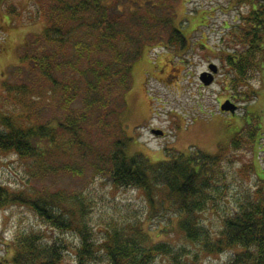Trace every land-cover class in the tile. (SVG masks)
<instances>
[{
    "label": "trees",
    "instance_id": "1",
    "mask_svg": "<svg viewBox=\"0 0 264 264\" xmlns=\"http://www.w3.org/2000/svg\"><path fill=\"white\" fill-rule=\"evenodd\" d=\"M245 1L250 11L242 18L238 35L244 48L224 57L233 73L231 81L239 80V84L255 71L264 72V0ZM48 2L43 29L34 34L32 49L21 53L12 71L17 73L24 67L29 69L27 73L42 78L60 116L54 122L41 120L30 111L32 104L25 105L27 113L23 110L18 115L0 111V150L15 153L40 172L53 166L50 157L59 151L75 153L84 161L91 158L98 169H106L112 187L141 189L151 204L154 191L163 189L175 207L178 228L200 249L193 252L192 259H186L189 252L184 245L152 239L144 218L118 224L110 217L97 229L87 217L89 202L83 192L72 196L55 191L43 194L0 183V207L26 204L44 224L61 234H72L76 241L69 242L65 237L44 241L40 230H26L12 244V262L62 264L70 255L75 264H164L165 258L170 264H194L201 250L214 253L231 249L225 264H264V188L259 178L254 189L243 183L227 210L226 171L223 165L218 166L222 154L177 152L171 158L152 162L141 152L126 151L131 138L126 137L119 117L131 86L132 65L158 46L185 48L188 37L184 26L176 25L172 16L157 14L154 7L158 4L152 0ZM122 4L128 5L126 13ZM3 87L8 93L29 91L23 84L6 80ZM239 93L247 99L256 94L249 88ZM76 101L82 103L78 109L72 106ZM219 110L233 114L221 107ZM259 125H248L253 144L258 141ZM118 130L121 135L114 134ZM61 136H67L68 141L61 142ZM101 136L111 138L105 140L107 145L99 141ZM238 140L232 141L234 148ZM65 169L82 172L70 164ZM243 169L248 174L252 165ZM222 202L224 206L220 207ZM218 207L224 209L214 234L201 215Z\"/></svg>",
    "mask_w": 264,
    "mask_h": 264
},
{
    "label": "rangeland",
    "instance_id": "2",
    "mask_svg": "<svg viewBox=\"0 0 264 264\" xmlns=\"http://www.w3.org/2000/svg\"><path fill=\"white\" fill-rule=\"evenodd\" d=\"M152 1L158 4L154 7L157 14L172 16L176 25L184 26L188 44L180 50L158 46L132 65L131 86L119 117L126 137L131 138L126 151L130 154L141 152L152 162L171 158L177 152L201 150L222 154L218 166L223 165L226 171V201L227 210H230L243 183L254 189L259 178L264 188V72L255 71L239 84V80L231 81L233 73L224 58L228 53H237L244 48L238 35L250 5L245 0ZM48 3V0H0V111L18 115L23 110L27 113L25 105L32 104L34 107L30 111L37 117L54 122L60 111L49 99L52 93L45 87L44 80L33 72L27 73L29 69L24 67L17 73L12 71L19 63L21 53L26 48L32 49L34 34L43 29V13ZM127 6H121L124 13L126 8L129 9ZM210 61L219 69L213 82L203 85L199 73L207 69ZM4 80L23 84L29 91L8 93L3 87ZM246 88L256 94L248 99L241 98L239 91ZM225 96H234L239 105L233 114L219 110ZM81 104L76 101L72 106L78 109ZM257 122L261 129L256 133L258 141L253 144L248 125L253 127ZM153 128L162 130L163 134H153ZM121 132L118 130L114 134L121 135ZM66 138L61 136V142L68 141ZM110 139L99 137L104 145ZM234 139H240L237 148L232 145ZM50 158L53 166L40 172L15 153L0 150V183L11 189L29 188L43 194L55 191L72 196L83 192L89 202L87 217L97 229L110 217L118 224L144 218L152 239L165 240L177 247L184 245L189 252L186 259H192L193 252L199 251L200 245L188 242L178 228L175 207L165 196V190L157 188L151 204L141 189L112 187L106 169H98L91 158L84 161L75 153L64 154L62 151ZM69 164L80 167L82 172L75 174L65 169ZM249 164L252 171L246 174L243 168ZM223 209H210L201 215L202 222L214 234L219 229ZM30 229L40 230L44 241L65 237L69 242H76L72 234H61L40 221L26 204L1 206L0 264H14L12 244L19 233ZM231 251L223 249L208 253L201 250L194 264H225ZM169 261L165 258L163 263L170 264ZM62 264H75L74 256L68 255ZM86 264H102V261Z\"/></svg>",
    "mask_w": 264,
    "mask_h": 264
},
{
    "label": "water",
    "instance_id": "3",
    "mask_svg": "<svg viewBox=\"0 0 264 264\" xmlns=\"http://www.w3.org/2000/svg\"><path fill=\"white\" fill-rule=\"evenodd\" d=\"M217 71V67L214 63H210L208 65V70L202 71L200 73L199 79L201 80V82L205 85H209L212 80H213V75L212 72H216ZM221 109L222 110H229L231 112H234L236 109V105L234 103H232L230 100H225L222 104H221ZM152 132L154 134H162V130L160 129H152Z\"/></svg>",
    "mask_w": 264,
    "mask_h": 264
},
{
    "label": "flooded vegetation",
    "instance_id": "4",
    "mask_svg": "<svg viewBox=\"0 0 264 264\" xmlns=\"http://www.w3.org/2000/svg\"><path fill=\"white\" fill-rule=\"evenodd\" d=\"M227 98H229V96H225V97H223L224 100L227 99ZM229 99H233V98H229Z\"/></svg>",
    "mask_w": 264,
    "mask_h": 264
}]
</instances>
